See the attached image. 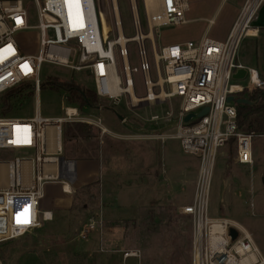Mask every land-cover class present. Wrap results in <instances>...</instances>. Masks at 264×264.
<instances>
[{"label": "built area", "instance_id": "obj_1", "mask_svg": "<svg viewBox=\"0 0 264 264\" xmlns=\"http://www.w3.org/2000/svg\"><path fill=\"white\" fill-rule=\"evenodd\" d=\"M254 1L249 0V3L252 5ZM141 2L144 20L138 0H130L135 33L127 37L119 0H0V96L28 84L34 94L39 95L43 86L42 66L52 64L75 72L88 71L98 100L114 106L124 99H128V108L179 99L176 132L171 138L179 142L185 155L199 159L194 200L181 209L194 223L192 264H264V256L243 225L225 218L210 220L209 202L205 209L201 204L203 182L210 179L211 187L220 149L233 143L239 165L252 167L255 163L253 142L260 136L239 128L237 105L227 100L229 96L239 98L245 91H264V80L258 72L237 62L240 43L246 37L244 31L252 29L251 22L261 0L246 27L236 30L245 8L226 42L204 38L162 48L148 36L159 33L162 27L185 25L191 2L152 0L151 12L146 0ZM34 8L39 22L36 27L30 26V11ZM105 25L110 28L108 36L104 32ZM32 29L40 33L37 55L23 53L17 39L18 35ZM147 41L153 51L155 77L148 58ZM130 43L137 46V68L130 64ZM239 70L247 71L242 81L234 80ZM139 73L143 77L144 96L137 95L135 74ZM243 81L246 84L238 83ZM206 108L209 111L203 117L185 122L188 115L197 116ZM123 118L125 124L128 119ZM150 121L157 123L160 117L152 116ZM73 123H84L97 128L101 135H110L101 119L82 118L77 109L71 113L66 108L65 117L58 119H44L38 111L31 119L3 115L0 111V245L42 230L46 223L53 222L54 214L43 207L45 186L59 184L65 194H73L72 189L66 190V185L71 187L75 183V162L66 160L60 164L63 126ZM136 138L166 139L163 134ZM15 151H24L31 157L14 156ZM204 214L205 239L200 233ZM231 228L238 232L235 241L229 233ZM79 237L83 241L95 237L101 253L119 254L124 260L141 257V252L136 250L108 248L101 200L95 212L90 213Z\"/></svg>", "mask_w": 264, "mask_h": 264}, {"label": "rangeland", "instance_id": "obj_2", "mask_svg": "<svg viewBox=\"0 0 264 264\" xmlns=\"http://www.w3.org/2000/svg\"><path fill=\"white\" fill-rule=\"evenodd\" d=\"M220 0H190V18H210ZM140 16L144 20L143 2L138 0ZM234 3V2H233ZM123 15L124 32L127 37L134 36V27L130 13V0H119ZM231 0H227L218 14L217 27L230 13ZM152 7H150L151 12ZM233 10V9H232ZM30 26H38L37 12L30 11ZM110 22L113 18L110 17ZM152 21V20H151ZM110 26V23H108ZM144 23V33L147 27ZM205 23L189 22L181 26L162 27L154 37L158 48L172 44H183L188 41H198L205 34ZM216 29V30H218ZM110 28L105 25L104 32L108 36ZM215 29L209 33L210 38L216 37ZM21 51L28 55H37L40 51V33L32 29L17 36ZM148 58L153 74L154 59L150 41L146 42ZM129 60L132 68L139 67L137 46L128 45ZM42 90L39 95L29 97L27 92L21 93L13 101V110L9 115L15 118L31 119L38 111L44 119L65 117V109L73 108L79 111L82 118L101 117L105 125L118 130L119 115L128 121L120 124L129 130V137L142 135H165V141L133 139L135 144L132 152L137 156L150 152L152 168L144 173L142 179L134 183H121L130 188L121 199H103L104 211L107 214V246L119 251H139V260H124L119 254L101 253L98 251V241L91 237L83 241L79 234L84 228L90 213L95 212L96 204L100 202L101 187L96 184L77 188L73 194H65L61 185L44 187L45 210L51 204L55 212L53 222L46 223L42 230L27 234L16 241L0 245V264H192L194 223L190 216L182 214L181 209L192 204L194 200L193 173L199 164V159L187 156L182 152L179 142L171 137L175 135L176 116L181 106L179 99L168 100L157 104H141L134 108L127 107L124 99L121 104L114 106L108 102L97 100L95 107L72 105L68 102V93L56 90L50 85L51 79L63 82H75L84 89L93 90L94 83L88 71L75 72L52 64H43L41 71ZM137 95L144 96L142 74H135ZM246 84L245 81L238 82ZM248 99V98H247ZM104 111H110L106 113ZM116 112V113H115ZM169 114L172 116L170 117ZM117 120L110 124L108 117ZM152 116H159L160 121L151 122ZM113 118V117H112ZM117 125V126H116ZM87 126V141L100 146L99 132L94 127L73 123L64 125L63 157L67 159L66 149L71 153L77 152V144L81 139L77 130ZM125 130V131H126ZM127 135V134H126ZM126 143L123 137H113ZM67 140L73 143L67 144ZM118 142V141H116ZM156 142V148L151 144ZM163 159L159 166L160 149L162 144ZM150 144V145H149ZM67 146V148H66ZM114 147L112 145H109ZM94 147V146H93ZM255 163L252 167L239 165L235 158V145L230 143L218 151L209 194L208 218L210 220L228 219L243 225L253 236L257 246L264 256V135L256 137L253 142ZM129 151V150H128ZM124 153V152H123ZM125 154V153H124ZM14 156L30 158L24 151H15ZM68 156V157H69ZM71 157V156H70ZM137 162L140 159L136 158ZM146 168V162L143 169ZM79 175L77 184L79 183ZM139 181V182H138ZM76 183V182H75ZM133 187V188H132ZM87 208L93 209L89 211ZM108 218V219H107Z\"/></svg>", "mask_w": 264, "mask_h": 264}, {"label": "crops", "instance_id": "obj_3", "mask_svg": "<svg viewBox=\"0 0 264 264\" xmlns=\"http://www.w3.org/2000/svg\"><path fill=\"white\" fill-rule=\"evenodd\" d=\"M248 3L249 0H231V4H233L234 6H230V13L223 22L221 21L220 29L216 28L218 25L216 17L221 12V8L225 4H227V0H220L218 2V5L212 17L197 18V19L190 18L189 20H187V23L204 22L206 24L204 29L206 35L199 37L198 41H201L204 38H209L218 42H226L236 22L238 21L240 15L244 12ZM251 28L254 31L253 32L254 34L252 36H246L245 38L242 39L238 50L237 62L246 69L256 70L260 78L264 80V0H261L257 10L255 11L254 17L251 22ZM214 29L216 31L215 32L216 37L210 38L209 33L212 32ZM104 112L109 113L110 111H104ZM117 114L118 113H116V115ZM98 119L102 120L104 126L109 130L110 135H101L100 131L94 127L99 132V139L101 140L99 144L100 146L96 144L92 145V142L87 141L86 137H88V133L86 132L83 135H81V139L77 144V148H78L77 152L71 153L70 152L72 151L71 149H66L67 150L66 153L69 152L71 157L67 155V159L66 157L65 159L68 161L75 162V170H76V180H75L76 183H74L71 187L66 185V190L67 191H70L71 189L74 190L75 186L77 188H82L88 185L92 187V184L93 185L96 184V187L99 186L101 187V190H99L101 194L100 196L101 201H103L105 197H108L111 200L119 199V198L121 199L122 195L135 193L136 190L131 191L130 193L127 192L128 193L127 194L126 191L130 187L128 185L121 186L120 184L123 182L127 184L134 183L136 182L135 179L136 176H138L137 180L140 181L143 177L142 175L144 173H148L149 170L152 168V164H151L152 163L151 160L153 161L152 154L150 152H148L147 154L143 153L142 156H138V155L136 156L133 152L131 154H128L135 147V144L131 142V140H133L134 137L133 136L129 137L128 134L129 130L124 129V127L122 128V126L120 125L122 121L119 120L120 123L118 122L117 123L118 126L116 125L118 130H114L107 127L105 125L104 120L101 117H99ZM108 119L110 124L115 126L113 124V121L117 122V120L114 118V116H110L108 117ZM80 124H84V123H80ZM88 126L92 127L90 125ZM114 136L116 137L122 136L123 139H125L126 143H121L120 140H113ZM73 142H74L73 140L70 141L67 140V144ZM109 145H112L114 147H111ZM162 145L163 142L162 144L160 143L159 145V149L161 152L159 156L158 168L162 166L161 158L162 160H164L162 153ZM151 146H153V148H156V142L154 144H151L149 147ZM63 152H64V144H63ZM136 158L140 159V162H137ZM254 160H256L255 155H254ZM145 162H146V168L143 169ZM198 172H199V164L195 168V171L193 173L192 185L194 186L195 190L198 180ZM78 175L80 177L79 178L80 181L77 184ZM48 185H59V184H48ZM67 187H69V190ZM98 205L99 203L96 204L95 206L96 209L98 208ZM43 207L45 209L44 203H43ZM48 207L49 208L46 210L51 211L54 214V218H55V212L54 210H52L54 209V207L51 204H49ZM87 209L89 210V208ZM91 210L93 209H90L89 211ZM104 216L106 222L107 214L105 211H104Z\"/></svg>", "mask_w": 264, "mask_h": 264}, {"label": "trees", "instance_id": "obj_4", "mask_svg": "<svg viewBox=\"0 0 264 264\" xmlns=\"http://www.w3.org/2000/svg\"><path fill=\"white\" fill-rule=\"evenodd\" d=\"M48 83L56 90L67 92L69 95L67 100L72 105H78L81 108L85 106L92 108L97 105L98 98L93 90L84 89L75 82H63L51 79ZM23 92H27L29 97L33 96L34 93L31 86L28 84L9 90L4 95L0 96V111L3 115L11 113L14 107L13 101ZM240 97L248 98L253 104L251 106L237 105L239 128L246 133L259 136L264 135V91H245L240 94ZM81 127L83 128L77 130L78 135H83L87 132V126ZM63 137H66L65 130L63 131Z\"/></svg>", "mask_w": 264, "mask_h": 264}, {"label": "bare ground", "instance_id": "obj_5", "mask_svg": "<svg viewBox=\"0 0 264 264\" xmlns=\"http://www.w3.org/2000/svg\"><path fill=\"white\" fill-rule=\"evenodd\" d=\"M147 2V7H148V10L150 9V7L152 6V0H146ZM259 3V0H255L252 5L249 3L248 6H247V9L245 10L244 14L242 15L241 17V20L240 22L238 23V26L236 28V30L240 27L241 28V31L243 30L244 27H246V24L248 23V21L251 19L257 5ZM118 7V6H117ZM119 11V9H118ZM150 12V10H149ZM151 15V14H150ZM254 31L252 29H246L244 31V35L246 33L245 36H252L254 33ZM149 38H151L153 41H155V37H154V34L151 33L149 36ZM135 98V96H134ZM68 110L72 113L74 111L73 108H68ZM203 185H204V197L202 198V208L205 209L206 205H207V202H209V198H208V195L210 194V179H207L206 181L203 182ZM68 190H69V187H67ZM205 214H204V219L201 221L200 223V233L202 234V237L205 239V225H206V219H205ZM216 230V228L214 229Z\"/></svg>", "mask_w": 264, "mask_h": 264}, {"label": "water", "instance_id": "obj_6", "mask_svg": "<svg viewBox=\"0 0 264 264\" xmlns=\"http://www.w3.org/2000/svg\"><path fill=\"white\" fill-rule=\"evenodd\" d=\"M247 75V71L246 70H239L235 75H234V80H239V81H242L243 79H245ZM228 103H234L236 105H247V106H251L253 103L248 100L247 98H243V97H239V98H235L234 96H229L228 97ZM208 109L206 108L205 110H203V112H201L200 114H198L197 116L195 114H190L186 117L185 119V122L188 123L192 118L194 117H198V118H201L203 117L206 113H208ZM118 116V119L120 121H122L124 118L123 116L117 114ZM64 162H66V159L61 156L60 157V164H63ZM263 182H264V179H263ZM230 236L232 238V241H235L238 237V232L234 229V228H231L230 231Z\"/></svg>", "mask_w": 264, "mask_h": 264}]
</instances>
